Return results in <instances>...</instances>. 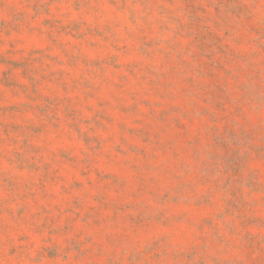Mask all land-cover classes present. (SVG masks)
<instances>
[{"label":"rangeland","instance_id":"374dc122","mask_svg":"<svg viewBox=\"0 0 264 264\" xmlns=\"http://www.w3.org/2000/svg\"><path fill=\"white\" fill-rule=\"evenodd\" d=\"M0 264H264V0H0Z\"/></svg>","mask_w":264,"mask_h":264}]
</instances>
